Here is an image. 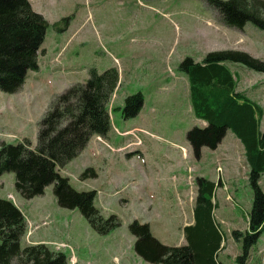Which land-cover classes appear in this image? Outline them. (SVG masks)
<instances>
[{"label": "rangeland", "instance_id": "1", "mask_svg": "<svg viewBox=\"0 0 264 264\" xmlns=\"http://www.w3.org/2000/svg\"><path fill=\"white\" fill-rule=\"evenodd\" d=\"M30 2L49 23L39 55L48 72H29L18 93L0 91V148L24 139L35 147L38 125L56 96L86 82L92 68L100 73L116 68L119 86L110 104L109 136L94 138L60 174L79 192L95 190L96 208L105 218L117 216L121 227L100 235L79 210L58 206L53 185L43 196L26 200L15 189V174L6 173L0 178V196L15 203L28 224L22 248L45 244L67 255L69 264H150L135 253L130 225L148 224L165 245L186 244L183 231L194 222L196 179L205 177L220 183L214 214L227 235L218 259L237 264L242 244L232 233L248 230L253 202L244 148L229 130L219 150L203 148L200 159L194 156L187 133L204 122L193 113L180 65L186 58L200 62L223 50L243 51L264 62V31L252 23L243 30L221 25L203 0ZM227 66L238 91L264 109V74L240 64ZM129 96L138 97L133 107L142 104V109L137 117L124 119ZM90 168L97 178L82 180ZM261 185L264 191V177ZM247 264H264V235Z\"/></svg>", "mask_w": 264, "mask_h": 264}, {"label": "trees", "instance_id": "2", "mask_svg": "<svg viewBox=\"0 0 264 264\" xmlns=\"http://www.w3.org/2000/svg\"><path fill=\"white\" fill-rule=\"evenodd\" d=\"M228 28L243 30L252 23L264 31V0H203ZM48 21L34 11L30 0H0V91L20 92L29 72L39 71V55L45 42ZM227 63L240 64L264 74V62L238 50L214 51L197 62L186 58L180 65L189 82L190 100L195 117L206 123L187 133V141L197 159L202 149L216 150L230 130L244 147L248 165V182L253 191L248 230L234 231L242 244L236 263L247 264L251 250L264 235V109L243 92ZM119 86V72L110 68L100 73L92 68L84 83L67 88L53 100L38 125L37 145L28 139L17 145L2 143L0 178L15 174V189L26 200L43 196L53 185L60 208L79 210L90 227L108 235L121 227L117 216L105 218L95 206L97 192L75 190L69 179L60 174L77 158L93 137L106 139L112 130L110 104ZM129 96L122 109L124 119L137 117L142 104ZM87 169L81 179L97 178ZM220 183L196 179L197 196L194 222L184 227L186 244L168 246L155 238L148 224L134 221L130 232L135 237V253L150 264H221L226 232L215 217V191ZM28 224L21 209L0 197V264H69L63 252L50 250L45 244L22 248Z\"/></svg>", "mask_w": 264, "mask_h": 264}, {"label": "crops", "instance_id": "3", "mask_svg": "<svg viewBox=\"0 0 264 264\" xmlns=\"http://www.w3.org/2000/svg\"><path fill=\"white\" fill-rule=\"evenodd\" d=\"M43 51H45V54H47V50L45 49V50H43ZM51 63H53V60L51 61ZM39 71H37V73L39 74V76H41V74H43V73H45V72H48V68H46V69H44V65L45 66H48L45 62H42V64H41V62H40V58H39ZM38 78V77H37ZM27 81V80H26ZM25 85H26V83H25ZM24 85V86H25ZM23 89H24V87H23ZM22 89V90H23ZM117 92V91H116ZM116 92H115V94H114V96L115 97H117V95H116ZM206 126V123L204 122V125H203V127H205ZM110 134V133H109ZM227 135V134H226ZM109 136V135H108ZM94 138H101V137H93L92 139H91V141L93 140H95ZM102 139V138H101ZM102 140H105V139H102ZM225 140V139H224ZM224 140L222 141V143L219 145V147L215 150V151H217V150H219L220 149V147L222 146V144H223V142H224ZM90 141V142H91ZM89 142V143H90ZM238 142H240L239 140H238ZM241 143V142H240ZM88 146V145H87ZM242 147H243V145H242ZM244 148V147H243ZM86 149V148H85ZM244 153H245V151H244ZM248 171H249V169H248ZM1 181V180H0ZM261 183H262V181H261ZM45 194V193H44ZM1 197V196H0ZM1 198H3V197H1ZM4 199V198H3ZM24 214V213H23Z\"/></svg>", "mask_w": 264, "mask_h": 264}, {"label": "built area", "instance_id": "4", "mask_svg": "<svg viewBox=\"0 0 264 264\" xmlns=\"http://www.w3.org/2000/svg\"><path fill=\"white\" fill-rule=\"evenodd\" d=\"M58 58H59L58 60H60V55L58 56ZM99 140L102 141L101 139H99ZM45 224H46V223H45Z\"/></svg>", "mask_w": 264, "mask_h": 264}]
</instances>
